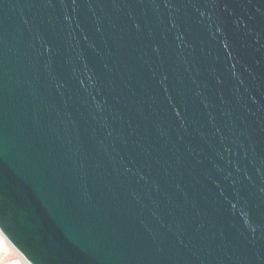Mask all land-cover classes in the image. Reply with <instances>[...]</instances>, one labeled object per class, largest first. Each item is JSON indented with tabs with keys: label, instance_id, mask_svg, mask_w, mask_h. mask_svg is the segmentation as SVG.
Listing matches in <instances>:
<instances>
[{
	"label": "water",
	"instance_id": "95a60500",
	"mask_svg": "<svg viewBox=\"0 0 264 264\" xmlns=\"http://www.w3.org/2000/svg\"><path fill=\"white\" fill-rule=\"evenodd\" d=\"M0 233L28 264H264V0H0Z\"/></svg>",
	"mask_w": 264,
	"mask_h": 264
},
{
	"label": "rangeland",
	"instance_id": "374dc122",
	"mask_svg": "<svg viewBox=\"0 0 264 264\" xmlns=\"http://www.w3.org/2000/svg\"><path fill=\"white\" fill-rule=\"evenodd\" d=\"M2 235V234H1ZM9 249H7L5 257H0L8 262V264H15L14 261L19 260L21 264H28L25 260H22L23 258L16 252L15 249H13L11 246H8ZM22 260V261H21ZM14 262V263H13Z\"/></svg>",
	"mask_w": 264,
	"mask_h": 264
},
{
	"label": "bare ground",
	"instance_id": "6f19581e",
	"mask_svg": "<svg viewBox=\"0 0 264 264\" xmlns=\"http://www.w3.org/2000/svg\"><path fill=\"white\" fill-rule=\"evenodd\" d=\"M8 246H10L9 243L6 241V239L0 233V257H5V255H6V252L5 251L7 249H9ZM22 260H24V259H22ZM14 262H15V264H21V262L19 260H16Z\"/></svg>",
	"mask_w": 264,
	"mask_h": 264
},
{
	"label": "clouds",
	"instance_id": "9594fccd",
	"mask_svg": "<svg viewBox=\"0 0 264 264\" xmlns=\"http://www.w3.org/2000/svg\"><path fill=\"white\" fill-rule=\"evenodd\" d=\"M0 264H8V262L5 261L4 259L0 258Z\"/></svg>",
	"mask_w": 264,
	"mask_h": 264
}]
</instances>
